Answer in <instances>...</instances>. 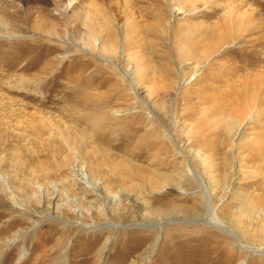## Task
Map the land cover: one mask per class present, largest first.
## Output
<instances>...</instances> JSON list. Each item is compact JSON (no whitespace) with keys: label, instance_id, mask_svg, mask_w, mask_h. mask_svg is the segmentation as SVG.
<instances>
[{"label":"rangeland","instance_id":"obj_1","mask_svg":"<svg viewBox=\"0 0 264 264\" xmlns=\"http://www.w3.org/2000/svg\"><path fill=\"white\" fill-rule=\"evenodd\" d=\"M6 1L0 264H264V0Z\"/></svg>","mask_w":264,"mask_h":264},{"label":"bare ground","instance_id":"obj_2","mask_svg":"<svg viewBox=\"0 0 264 264\" xmlns=\"http://www.w3.org/2000/svg\"><path fill=\"white\" fill-rule=\"evenodd\" d=\"M0 2L1 3H4V4H7L8 2L6 1V0H0ZM2 7H3V5L2 4H0ZM69 5V4H68ZM213 224H214V222H213ZM213 224H212V226H213ZM217 226V225H216ZM217 227H219V226H217ZM220 231H224L223 229H219ZM235 242H237L236 241V239L235 238H233V243H235ZM242 249L244 248V247H241Z\"/></svg>","mask_w":264,"mask_h":264}]
</instances>
